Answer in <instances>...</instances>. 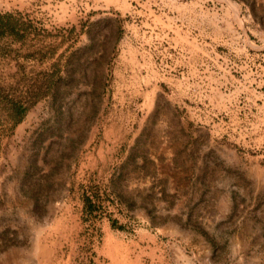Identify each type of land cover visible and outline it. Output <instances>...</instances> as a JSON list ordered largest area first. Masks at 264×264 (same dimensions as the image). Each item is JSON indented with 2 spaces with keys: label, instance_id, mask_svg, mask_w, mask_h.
<instances>
[{
  "label": "rangeland",
  "instance_id": "rangeland-1",
  "mask_svg": "<svg viewBox=\"0 0 264 264\" xmlns=\"http://www.w3.org/2000/svg\"><path fill=\"white\" fill-rule=\"evenodd\" d=\"M0 12V264H264V0Z\"/></svg>",
  "mask_w": 264,
  "mask_h": 264
},
{
  "label": "trees",
  "instance_id": "trees-1",
  "mask_svg": "<svg viewBox=\"0 0 264 264\" xmlns=\"http://www.w3.org/2000/svg\"><path fill=\"white\" fill-rule=\"evenodd\" d=\"M9 16H4L1 12H0V35H5L8 31V26L4 24V19L7 18Z\"/></svg>",
  "mask_w": 264,
  "mask_h": 264
}]
</instances>
